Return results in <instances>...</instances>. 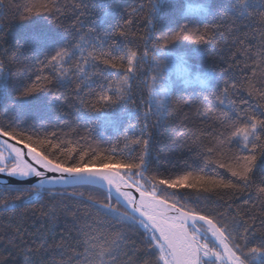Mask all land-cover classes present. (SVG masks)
Masks as SVG:
<instances>
[{
    "label": "snow or ice",
    "instance_id": "snow-or-ice-1",
    "mask_svg": "<svg viewBox=\"0 0 264 264\" xmlns=\"http://www.w3.org/2000/svg\"><path fill=\"white\" fill-rule=\"evenodd\" d=\"M114 6L109 3L100 12H93L83 0L71 5L66 0H25L20 6L25 20L47 15L56 22L61 17L68 19L71 8L75 35L67 43L63 36L58 43L49 38L52 51L34 55L40 67L34 79L29 77L17 89L15 104L31 110L28 102L41 92L51 96L49 104L54 103L60 89L74 85L71 107L77 119L97 121L96 127L86 129L82 140L93 133L100 135L98 118L105 109L143 119L139 128L130 125L124 131L127 154L118 152L115 145L101 149L96 142L91 154L82 148L78 157L72 156L73 149L65 153L53 142L57 131L25 129L20 121L0 126V173L39 178L28 189L5 186L4 193L15 195L0 199V206L12 211L15 219L20 204L34 203V196L43 198L47 193L53 201L41 212L45 223L34 232L23 227L20 215L7 239L12 251L8 257L0 253V264H13L12 256L22 257L18 264H264V0H236L226 9L223 20L239 33L233 44L251 60V67L241 69L242 78L232 77L224 80L223 86L215 85V90L207 89L210 96L196 108L205 127L197 128L190 145L186 144L195 153L194 163L185 162L182 173L168 178L147 173L151 171L154 133L173 104L177 81L169 74L184 60L171 49L179 41L214 39L221 25H198L218 13L206 3L198 16L186 15L188 23L180 24L174 12L157 15L167 6L166 0H148L132 9L121 23L101 32L104 17ZM93 15L95 19L90 18ZM86 24L92 26L84 32ZM246 28L254 29L260 37L254 54L251 46L245 45ZM57 44L63 46L57 50ZM45 68L51 69L49 75L43 74ZM9 72L5 60L0 59V89ZM212 80L213 73L208 72L201 83ZM137 95L139 99L134 98ZM182 103L192 109L194 101L189 98ZM7 111L5 108V114ZM105 122L116 124L110 118ZM71 131L79 135L77 128ZM129 143L135 147L130 148ZM85 185L106 187L105 200L92 196L85 200L84 193L78 191ZM209 193L228 211L192 206ZM253 195L261 209L258 215L255 204L247 211L233 208L238 199ZM76 198L79 203H72Z\"/></svg>",
    "mask_w": 264,
    "mask_h": 264
},
{
    "label": "trees",
    "instance_id": "trees-1",
    "mask_svg": "<svg viewBox=\"0 0 264 264\" xmlns=\"http://www.w3.org/2000/svg\"><path fill=\"white\" fill-rule=\"evenodd\" d=\"M71 5L72 3H81L82 0H66ZM84 3L93 12H100L107 4L112 3L115 6L111 9L110 15L104 17V27L99 29L102 31L109 30V26H114L122 22V18H126L132 11L140 4H147L148 0H83ZM236 0H166V7L161 9L160 14L174 12L175 18L180 24L188 23L186 15L195 17L199 15L200 7L206 3H210L216 15L204 18L202 23L198 25L203 28L205 25L209 28L219 24L220 34H217L214 39L197 43L195 41H179L172 52L174 55L183 57L182 62L178 61L172 68L170 76L177 81L172 90L173 104L168 111V117L158 125L153 141H152V164L151 171L147 173L149 176H159V178H168L169 175H176L185 170V162L188 165L194 163L195 153L186 147L190 145L193 139V132L197 128L205 127L201 123V118L198 117L196 108L199 101L204 97L210 96V91L215 90V85L223 86L226 79L232 77L242 78L241 69L245 65L251 67V60L244 58L243 53L238 51L237 45L233 44L236 36L234 25L223 20V15L226 9L234 4ZM25 3V0H0V59L5 60L10 72L4 84L0 89V126L7 125L10 121L22 122V127L25 129L34 127L43 132L57 131L58 136L54 138V143L60 144V149L67 153V150L73 149L72 156L78 157L80 150L86 149L91 151L97 147V143L101 149H109L115 145L118 152L127 154L128 149H125L124 131H128L130 125L139 128L142 123L140 120L134 118L128 112L113 113L111 110L105 109L104 115L98 118L100 125V135L93 133L88 140H82L80 137L85 135L88 128H94L97 121H90L87 119H77L74 109L71 107L75 100V95L72 89L74 85L67 89H60L57 92V98L54 103L51 102V96L48 93L41 92L38 98L29 101L32 105L31 110H27L14 103L17 96V89L21 88L29 77L34 79L36 68L40 66L36 64L34 55H39L44 52H51L52 48L49 46L52 38L56 43L60 42L61 36L65 38L64 43L71 41L75 33L71 29L72 9L69 8L67 12L68 19L61 17L59 22L54 21L47 15L41 17H34L32 20H25L22 16L20 6ZM147 11V9H146ZM227 15H231L230 12ZM95 19V16H90ZM97 23H101L97 21ZM247 23V21H245ZM61 24L64 27H61ZM92 25L86 24L83 29L87 32ZM176 27L175 24L172 25ZM191 26V25H190ZM140 29L144 28L143 21L139 24ZM256 27H259L258 25ZM247 33L248 39L245 40V45H250L253 54L260 44V37L258 32L254 29H243ZM63 44H57L55 47L58 50ZM54 54V52H53ZM235 54V58H233ZM40 55V59H43ZM179 63H184V67H179ZM35 65V67H33ZM183 69V70H182ZM145 72L149 71V66L145 65ZM51 69L45 68L44 75H49ZM213 73V80L210 84L201 83L204 74ZM149 75L151 73L149 72ZM247 75L251 76L248 71ZM187 79V83L185 80ZM68 97L65 100V97ZM139 99V95L134 97ZM191 98L194 103L192 109L185 107L183 100ZM141 110L143 104L141 103ZM8 109L5 114L4 109ZM106 118L116 121L114 126L106 125ZM155 119V117L153 118ZM210 123V121L208 122ZM43 126V127H41ZM77 128L79 135L72 133L71 129ZM131 137L133 133L128 132ZM199 134L198 132L196 133ZM119 140V143L117 141ZM35 147V145H33ZM47 147V146H46ZM129 147L134 145L129 143ZM38 151H45V149H37ZM48 151H55L48 149ZM108 154V153H106ZM63 158V157H62ZM87 159V158H86ZM115 166V165H113ZM99 167V165H95ZM187 170H192L188 168ZM221 174H224L222 170ZM4 188L0 186V199L9 198L15 193H4ZM12 189H28L31 187H9ZM63 190V188H59ZM68 192L72 191V187L67 188ZM84 193V199L87 200L89 196L95 197L101 201L105 200L107 192L101 188L94 186H83L78 189ZM172 190H168L171 192ZM184 191V190H181ZM206 199H203L199 204L192 206L208 209H218L221 212L228 211L227 208L218 203L217 197L214 193L206 194ZM245 200L248 201L247 207ZM34 203L20 204L14 219L12 211H5L3 206H0V253L5 257L9 256L12 249L7 245V239L11 235V231L17 226V220L20 215L23 217V227L29 232H34L41 224L45 223L41 212L46 211L52 204V198L47 194H43V198L34 196ZM115 202V198L112 199ZM189 201H186V203ZM72 203L78 204L79 198L73 199ZM257 205L255 213L258 215L261 211L259 203L255 195L249 199L247 196L238 199L233 208H240L247 211L252 205ZM83 211V209H82ZM121 211H124L122 208ZM245 219H248L247 216ZM258 223V222H257ZM27 239V237H25ZM8 249L5 251V249ZM13 264H18L22 261V257L12 256Z\"/></svg>",
    "mask_w": 264,
    "mask_h": 264
},
{
    "label": "water",
    "instance_id": "water-1",
    "mask_svg": "<svg viewBox=\"0 0 264 264\" xmlns=\"http://www.w3.org/2000/svg\"><path fill=\"white\" fill-rule=\"evenodd\" d=\"M10 143H15V142L10 140ZM25 159H27L29 162L34 163L33 161H31V157L26 156ZM50 174L55 175L53 173H50ZM38 181H39V178L34 177V176H29V177L8 176L7 173H0V186L1 187H5V186L7 187H20V186L32 187L33 185L38 183ZM85 186L98 187L107 192V188L102 185H85ZM69 187L71 186H68L67 188ZM57 188H61V186L58 185ZM134 194L137 195V198H138V194L136 193ZM113 198H115V193H113Z\"/></svg>",
    "mask_w": 264,
    "mask_h": 264
},
{
    "label": "rangeland",
    "instance_id": "rangeland-1",
    "mask_svg": "<svg viewBox=\"0 0 264 264\" xmlns=\"http://www.w3.org/2000/svg\"><path fill=\"white\" fill-rule=\"evenodd\" d=\"M178 66H179V67H183V68H185V67H184V63H179ZM182 70H183V69H182ZM201 80H203V79H201ZM201 80H200V81H201Z\"/></svg>",
    "mask_w": 264,
    "mask_h": 264
}]
</instances>
